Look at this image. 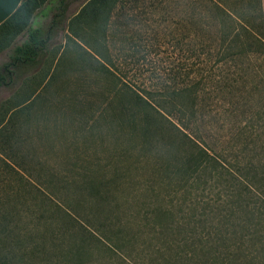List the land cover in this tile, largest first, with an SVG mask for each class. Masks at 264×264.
I'll return each instance as SVG.
<instances>
[{
	"label": "rangeland",
	"instance_id": "rangeland-1",
	"mask_svg": "<svg viewBox=\"0 0 264 264\" xmlns=\"http://www.w3.org/2000/svg\"><path fill=\"white\" fill-rule=\"evenodd\" d=\"M213 1L257 25L249 0ZM123 2V8L117 3L111 12L107 30L75 20L81 4L71 5L68 15L75 16L67 17L63 31L49 43L45 87L11 116L0 111V256H14L13 264H54L69 238L79 237L72 216L94 224L105 218L133 221V215L156 203L158 194L163 197L175 187L163 167L174 165L177 150L167 153L161 137L168 125H180L174 114H164L179 98L172 99L167 87L177 89L179 81L189 80L193 58L184 49L218 46L215 34L230 31L231 25L209 0ZM261 6L264 15V0ZM42 11L34 13L31 27L47 22ZM23 37L0 53V65ZM261 62L251 58L248 64ZM241 75L238 71L237 79ZM11 94L0 90V105H15L18 99ZM245 96L237 93L232 100L238 113L247 102L254 109L258 105ZM159 103L165 105L166 118L157 113ZM220 103L210 114L201 108L190 127L225 156L236 142L241 116ZM148 127L154 132L150 142ZM92 259L103 261L97 254Z\"/></svg>",
	"mask_w": 264,
	"mask_h": 264
},
{
	"label": "trees",
	"instance_id": "trees-1",
	"mask_svg": "<svg viewBox=\"0 0 264 264\" xmlns=\"http://www.w3.org/2000/svg\"><path fill=\"white\" fill-rule=\"evenodd\" d=\"M48 2L23 0L17 11L0 25V53L11 48L18 36L25 33L26 37L0 65V90L24 93L17 96L16 107H25L48 82L44 57L49 53L52 32L59 27L69 5L68 0L58 2L56 14L45 32L32 29L34 13ZM209 2L231 25V30L215 34L220 41L218 46L184 49L187 58H193L192 67L186 73L189 80L179 81L182 85L177 89L174 85L167 87L172 89V99L175 95L179 98L177 105L171 100L172 111L164 114L168 117L174 114L180 125H168L167 133L161 137L162 148L167 153L172 147L177 150L174 165L168 163L163 167L170 187L172 183L175 187L163 197L158 194L156 203L133 215V221L105 218L94 224L72 216L79 237L69 238L54 264H264V15L261 0H249V8L257 10L253 18L257 25L224 10L219 1ZM117 3H120L119 9L124 7L123 0H81L75 20L88 26L98 23L107 30ZM96 55L102 58L100 53ZM251 58L262 62L253 66L248 64ZM103 65L113 72L109 61H104ZM238 71L242 75L237 79ZM26 74L33 75L31 81L26 80ZM237 93L246 94L245 99L258 100L257 107L254 109L247 102L238 113L237 108H232ZM203 98L205 104L201 102ZM139 99L145 106L155 108L147 98L139 96ZM222 100L241 116L236 123L240 125L236 142L230 144V152L223 151H226L225 156L190 127L197 121L201 108L207 107L210 114L218 105H224L220 103ZM163 104L157 105L161 111L166 110ZM156 110L164 117L163 111ZM146 130V140L150 142L154 132L149 131V127ZM162 183L165 187V182ZM94 254L103 261H94ZM13 263L14 256H0V264Z\"/></svg>",
	"mask_w": 264,
	"mask_h": 264
},
{
	"label": "crops",
	"instance_id": "crops-1",
	"mask_svg": "<svg viewBox=\"0 0 264 264\" xmlns=\"http://www.w3.org/2000/svg\"><path fill=\"white\" fill-rule=\"evenodd\" d=\"M59 1L60 0H49V2L42 9H40V10H45V11L41 12V15L43 16V18L45 16H47V18H48L47 22L44 25H41L39 27H31V28L32 29H38L41 32H45L46 29H47L48 24L50 23V21H51V19L53 17V15L56 14V11H57L56 8L58 6V2ZM22 2H23V0H0V25L3 24L8 18H10L17 11V9L19 8V6L21 5ZM68 2H69L68 8H67L66 12L64 13V15L61 16L62 17V21H61L59 27L56 28L55 31L52 32L51 38L49 40V43L52 40L56 39L55 36L57 34V31H63V29H64L63 26H65V21H66L67 17L72 18V17L75 16V15H73V16L72 15H70V16L68 15L69 7L71 5H73V4H79L81 2V0H68ZM25 39H26V37H23L21 42L23 43L25 41ZM21 42H20L19 45H21ZM49 43H48V51L50 50ZM45 57H44V62H43L44 64H45V60H46ZM26 76H27L26 80H28V81H31L32 78H33L32 74H26ZM6 91L12 92V94H11L12 97H17L19 94H22V95L24 94V93H21L19 91H15V90H6ZM32 97H34V95ZM9 104H10V106H8V107H7L6 104H1L0 105V111L2 112L5 109V110L8 111V115L11 116V114H13L17 110H19L20 107H16V104L15 105L12 104V103H9ZM27 104H26V106H27ZM4 106H6V107H4Z\"/></svg>",
	"mask_w": 264,
	"mask_h": 264
}]
</instances>
